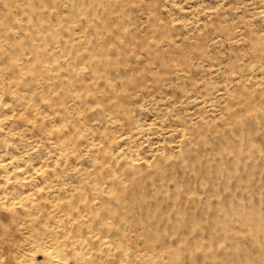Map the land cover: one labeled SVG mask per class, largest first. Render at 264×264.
Masks as SVG:
<instances>
[{"label": "rangeland", "instance_id": "obj_1", "mask_svg": "<svg viewBox=\"0 0 264 264\" xmlns=\"http://www.w3.org/2000/svg\"><path fill=\"white\" fill-rule=\"evenodd\" d=\"M0 264H264V0H0Z\"/></svg>", "mask_w": 264, "mask_h": 264}]
</instances>
